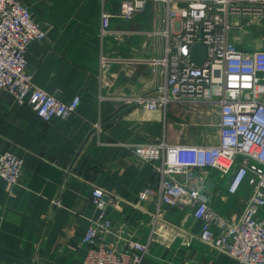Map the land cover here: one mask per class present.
<instances>
[{"label":"crops","instance_id":"obj_1","mask_svg":"<svg viewBox=\"0 0 264 264\" xmlns=\"http://www.w3.org/2000/svg\"><path fill=\"white\" fill-rule=\"evenodd\" d=\"M20 1L46 31L45 39L33 40L26 51L34 84L64 101L80 95L81 102L68 117L45 121L31 105L17 104L0 89V153L24 158L19 183L0 175V263L82 264L89 247L83 237L98 212L90 198L96 185L119 195V203L109 206L113 224H126L132 237L147 241L154 206L135 204L140 191L159 184L160 175L153 163L134 154L133 144L218 141L217 106L180 102L152 110L114 98L158 91L163 76L152 60L164 54L166 40L147 32L166 27L167 5L151 2L144 13L126 19L118 15L121 0ZM104 9L117 33L102 37ZM235 32L240 49H264V40L247 45ZM102 54L108 59L103 70ZM208 114L216 121L212 131ZM210 172L217 181L212 205L230 221L239 219L251 185L245 181L230 193L228 176ZM162 208V222L177 226L178 236L170 242L152 240L141 264H242L199 238L202 221L192 206L163 203ZM258 214L264 219V207Z\"/></svg>","mask_w":264,"mask_h":264},{"label":"built area","instance_id":"obj_2","mask_svg":"<svg viewBox=\"0 0 264 264\" xmlns=\"http://www.w3.org/2000/svg\"><path fill=\"white\" fill-rule=\"evenodd\" d=\"M151 2L168 7L166 27L147 32L166 40L164 54L152 60L163 82L152 95L124 93L114 98L152 110L180 102L217 106L218 141L134 143V154L153 163L160 175L159 184L140 191L135 204L140 207L141 201H150L154 206L150 237L142 242L129 234L126 224L115 226L109 206L119 203V195L96 185L90 198L98 212L83 237L89 247L82 264H141L152 240L173 241L179 232L173 223L162 222L163 203L192 206V214L202 221L199 238L218 251L242 264H264V219L258 214L264 207V49H240L230 36L231 30L248 32L262 25L264 0H121L118 15L131 19L144 13ZM111 18L104 9L102 37L117 33L111 29ZM45 37L42 23L29 6L20 0H0V89H6L17 104L31 105L48 121L75 112L81 97L64 101L34 84L26 51L33 40ZM197 42L207 47L202 64L190 59ZM107 66L108 59L102 54L100 68ZM23 166L22 156L12 151L0 153V175L7 181L19 183ZM209 169L228 176L230 193L238 192L245 181L251 185L239 219L230 221L212 205L217 181L210 178Z\"/></svg>","mask_w":264,"mask_h":264},{"label":"rangeland","instance_id":"obj_3","mask_svg":"<svg viewBox=\"0 0 264 264\" xmlns=\"http://www.w3.org/2000/svg\"><path fill=\"white\" fill-rule=\"evenodd\" d=\"M260 30L258 29H251V31H248L247 33H242V31L240 30H237V34L240 35L241 37H243L244 39V42L247 43V45H251V46H254V45H257L256 42L258 41H262L264 40V19H263V24L262 26L259 27ZM236 32L234 30H231L230 31V36L231 37H234L233 35L235 34ZM257 47H253L251 49H246V50H254L256 49ZM210 115V116H209ZM213 118V119H211ZM215 118H214V115L213 114H208V127L210 129V131L214 130L215 129V122L214 121ZM218 128V126H217ZM211 169H209V175L212 176V178H215L211 172H210Z\"/></svg>","mask_w":264,"mask_h":264},{"label":"water","instance_id":"obj_4","mask_svg":"<svg viewBox=\"0 0 264 264\" xmlns=\"http://www.w3.org/2000/svg\"><path fill=\"white\" fill-rule=\"evenodd\" d=\"M207 57V47L201 42L195 43L190 51V59L195 64H202Z\"/></svg>","mask_w":264,"mask_h":264}]
</instances>
